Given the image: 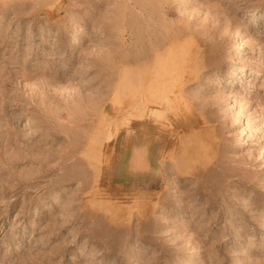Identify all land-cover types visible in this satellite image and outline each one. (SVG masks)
<instances>
[{"label": "rangeland", "instance_id": "obj_1", "mask_svg": "<svg viewBox=\"0 0 264 264\" xmlns=\"http://www.w3.org/2000/svg\"><path fill=\"white\" fill-rule=\"evenodd\" d=\"M0 264H264V0H0Z\"/></svg>", "mask_w": 264, "mask_h": 264}, {"label": "bare ground", "instance_id": "obj_2", "mask_svg": "<svg viewBox=\"0 0 264 264\" xmlns=\"http://www.w3.org/2000/svg\"><path fill=\"white\" fill-rule=\"evenodd\" d=\"M241 44H243V42H242ZM238 45H240V43H239ZM242 46H243V45H242ZM252 132H253V131H252ZM252 132H251V135H252Z\"/></svg>", "mask_w": 264, "mask_h": 264}]
</instances>
